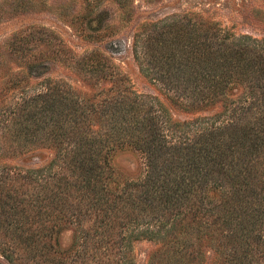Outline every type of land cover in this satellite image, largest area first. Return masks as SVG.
<instances>
[{
  "label": "trees",
  "instance_id": "obj_1",
  "mask_svg": "<svg viewBox=\"0 0 264 264\" xmlns=\"http://www.w3.org/2000/svg\"><path fill=\"white\" fill-rule=\"evenodd\" d=\"M172 31L174 49L190 42ZM222 34H206L176 67L181 104L219 112L178 121L156 98L118 94L90 105L104 121L99 133L88 132L93 115L72 121L76 143L60 148L67 168L55 192L38 193L40 172L0 167V236L11 239L1 258L137 264L134 244L148 240L158 246L148 264H264V41ZM42 121L20 131L64 145ZM123 152L144 159L142 177L118 178Z\"/></svg>",
  "mask_w": 264,
  "mask_h": 264
},
{
  "label": "rangeland",
  "instance_id": "obj_2",
  "mask_svg": "<svg viewBox=\"0 0 264 264\" xmlns=\"http://www.w3.org/2000/svg\"><path fill=\"white\" fill-rule=\"evenodd\" d=\"M175 29L190 37L176 49ZM214 29L264 41V0H0V167L40 172L38 193L55 192L54 181L67 168L57 155L76 143L72 121L93 115L99 123L88 132L99 133L104 121L90 105L100 110L118 94L129 101L156 98L178 121L219 112L218 105H182L185 79L176 74L179 58ZM33 117H42L46 135H62L64 145L50 144L35 129L27 136L20 131ZM114 162L122 182L145 172L134 152L119 153ZM63 231L62 242L72 241L73 231ZM10 240L0 236V254ZM157 248L136 242L137 264H148ZM28 257L2 256L0 264H37Z\"/></svg>",
  "mask_w": 264,
  "mask_h": 264
}]
</instances>
